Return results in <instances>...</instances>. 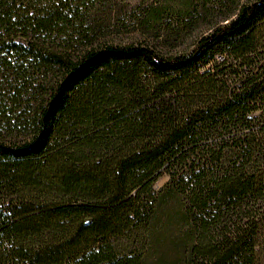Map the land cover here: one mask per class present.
Masks as SVG:
<instances>
[{
  "label": "trees",
  "instance_id": "obj_1",
  "mask_svg": "<svg viewBox=\"0 0 264 264\" xmlns=\"http://www.w3.org/2000/svg\"><path fill=\"white\" fill-rule=\"evenodd\" d=\"M91 2L0 0V264H264V0L181 49Z\"/></svg>",
  "mask_w": 264,
  "mask_h": 264
},
{
  "label": "rangeland",
  "instance_id": "obj_2",
  "mask_svg": "<svg viewBox=\"0 0 264 264\" xmlns=\"http://www.w3.org/2000/svg\"><path fill=\"white\" fill-rule=\"evenodd\" d=\"M92 0L86 21L102 39L120 43L155 44L160 47L165 39L180 49L192 42L194 36L206 27L196 15L204 3L212 6L214 0ZM191 4L183 13L185 3ZM87 13V12H86ZM197 17L193 29L183 31L189 20ZM87 25V24H84ZM89 28V26H83ZM175 36H178L176 38ZM176 48V49H177ZM167 180L163 175L156 183L161 186Z\"/></svg>",
  "mask_w": 264,
  "mask_h": 264
}]
</instances>
